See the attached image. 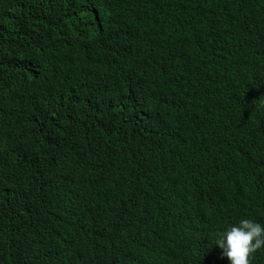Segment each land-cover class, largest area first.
I'll return each mask as SVG.
<instances>
[{"label":"trees","instance_id":"trees-1","mask_svg":"<svg viewBox=\"0 0 264 264\" xmlns=\"http://www.w3.org/2000/svg\"><path fill=\"white\" fill-rule=\"evenodd\" d=\"M241 218L264 0H0V264H229Z\"/></svg>","mask_w":264,"mask_h":264},{"label":"clouds","instance_id":"clouds-1","mask_svg":"<svg viewBox=\"0 0 264 264\" xmlns=\"http://www.w3.org/2000/svg\"><path fill=\"white\" fill-rule=\"evenodd\" d=\"M198 237L201 242V229ZM214 243L229 264H250L251 255L264 247V225L251 218H241L220 230Z\"/></svg>","mask_w":264,"mask_h":264},{"label":"bare ground","instance_id":"bare-ground-1","mask_svg":"<svg viewBox=\"0 0 264 264\" xmlns=\"http://www.w3.org/2000/svg\"><path fill=\"white\" fill-rule=\"evenodd\" d=\"M179 53V52H178ZM213 60H214V58H213ZM216 60V59H215ZM225 61V60H224Z\"/></svg>","mask_w":264,"mask_h":264}]
</instances>
